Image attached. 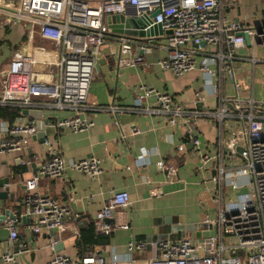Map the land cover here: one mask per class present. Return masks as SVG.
Returning a JSON list of instances; mask_svg holds the SVG:
<instances>
[{
  "label": "built area",
  "instance_id": "built-area-1",
  "mask_svg": "<svg viewBox=\"0 0 264 264\" xmlns=\"http://www.w3.org/2000/svg\"><path fill=\"white\" fill-rule=\"evenodd\" d=\"M237 0H16L14 9L1 18L0 24L22 20L30 30L50 41L49 46H37L26 52L12 53L7 65L0 69V106L18 108V119L1 120L2 136L0 151H22L30 146L37 132V118H23L24 109L48 104L55 108H69L71 115L56 117L53 124L59 129L78 131L94 124L91 115H81L91 80L93 65L100 46L107 35L105 17L122 12L127 5L143 2L148 9L159 7L153 21L161 22L166 42V53L158 59L165 69L179 75L197 65L205 73L206 83L219 95L215 109L205 111L215 122L217 133L215 151L210 152L201 145L198 135L191 136L201 166L213 163L210 179L216 203L215 215L203 218L208 229H214L210 246L205 239L182 232L176 239L155 241L156 251L148 264H264V100L253 96L245 98L225 95L221 92L224 74L233 78L235 89L239 84L234 79V60L238 50L245 44L241 32L264 42V23L255 25L228 15L229 8ZM258 30V31H257ZM203 42V44H201ZM151 43V42H150ZM135 44L142 50L147 45L140 40L120 37L119 51L131 52ZM121 56V55H120ZM119 56L120 64H131L142 59L141 55ZM3 76V77H2ZM42 97V98H39ZM150 97L153 100L149 101ZM134 106H141L149 113L164 117L170 124H187V133H193L196 113L178 101L167 90L153 85L140 84ZM116 114L119 106L108 104L97 106ZM192 115L193 117H189ZM132 133L138 132L131 128ZM123 137L126 135L122 134ZM54 139L46 137L43 143L50 148ZM184 143L177 149L184 150ZM147 149H141V155ZM27 163L30 159L26 160ZM167 181H174L177 167L163 159L156 161ZM69 166L95 178L101 172V162L93 155L68 161L58 152L39 162L31 176L24 179L25 193L23 210L28 215L33 231L58 228L65 218L73 215L67 204L56 197L38 190L41 176L59 177ZM243 177V180L240 178ZM252 185L251 191L238 193V189ZM235 191L236 197L229 192ZM156 192L161 193L160 186ZM131 203L127 190H115L96 211L92 226L95 233L110 234L117 227L127 228V221H111L115 209L125 208ZM16 219L5 221L8 236L15 250L1 254V260L19 264L15 254L23 250L15 224ZM57 239L51 238L49 245L53 255L45 264H104L97 249L87 247L79 255H71L56 249ZM145 239H130L126 252L112 254V262L133 264L132 253L147 245Z\"/></svg>",
  "mask_w": 264,
  "mask_h": 264
},
{
  "label": "crops",
  "instance_id": "crops-1",
  "mask_svg": "<svg viewBox=\"0 0 264 264\" xmlns=\"http://www.w3.org/2000/svg\"><path fill=\"white\" fill-rule=\"evenodd\" d=\"M14 2L16 0H0V20L5 13L14 9ZM263 10L257 0H237L229 8L228 15L256 26L264 23ZM141 41L147 48L142 50L139 44H135L129 54L119 51V43L110 34L100 46L93 65V79L87 100L80 111L81 115H91L94 121L92 126L78 131L56 127L55 133L46 135L54 139L50 148L40 137L33 136L26 150L0 151V177L10 175V184L13 182L10 185L13 198L0 200V213L4 208H9L17 215L15 224L19 241L25 245L23 250L15 254L19 264H45L53 255L49 245L52 238L49 230L43 228L33 231L30 221H23L20 213L23 210L21 199L25 193L24 179L31 176L39 162L56 149L67 161L93 155L101 162V172L95 178L69 166L59 177L44 175L39 178L38 190L67 204L73 213L57 228V250L79 255L90 247L97 249L103 256L104 264H115L111 261L113 253L121 256L126 252V243L130 239L143 238L148 243L143 249L133 251V264H148L156 251L157 240H152L151 235L169 231L172 217H181L185 223H198L208 214L215 215L216 203L212 194L215 184L210 179L214 172L213 163L208 162L209 170L206 165L201 166L191 146V136L198 135L204 148L211 153L215 151L216 125L205 111L217 107L219 95L206 83L205 73L198 65L177 75L158 63V59L166 53L164 33L157 35L155 42L150 43L146 39ZM250 41V44L253 42V48L248 50L246 45L250 44L245 42L234 60V79L239 89H235L233 78L224 74L221 92L264 100V92L256 95L253 88L257 75L262 74L264 77V52L258 47L264 42L254 36L250 37ZM43 45L49 46L50 41L40 37L37 31L30 30L29 24L22 20L0 24V69L7 65L13 52H29ZM120 55H141L142 59L131 64H120ZM249 79L251 84H247ZM242 80L246 83L243 84ZM140 84L167 90L191 111L190 114L196 113L193 133H187L188 127L184 120L170 124L161 115L134 106ZM111 103L119 106L116 114L106 108H94ZM2 108L13 111L14 117L0 111V138L1 120L11 122L18 119L17 107L0 106V110ZM27 109L40 110L48 124H53L56 117L73 113L69 108H55L48 104ZM32 114L25 113L23 118H37ZM132 127L137 128L138 132L132 133ZM181 142L185 146L182 151L177 149ZM143 147L147 149V155L140 156ZM27 159H30L29 163ZM159 159L177 167L174 181L165 179L164 172L157 167L156 161ZM157 186H160L161 193L156 192ZM120 189L128 191L131 203L125 208L115 209L111 221H127L129 227H117L110 234L95 233L92 219L96 211L113 191ZM252 189V185H246L237 191L240 193ZM229 196L236 197V192H229ZM77 216L80 220L76 219ZM186 233L192 235L189 231ZM8 250H15L9 236L0 242V254ZM1 264L12 263L2 261Z\"/></svg>",
  "mask_w": 264,
  "mask_h": 264
},
{
  "label": "water",
  "instance_id": "water-1",
  "mask_svg": "<svg viewBox=\"0 0 264 264\" xmlns=\"http://www.w3.org/2000/svg\"><path fill=\"white\" fill-rule=\"evenodd\" d=\"M141 4L127 5V7L122 12L112 13L106 15L107 32L114 36L115 40L119 43L120 37H128L133 40H143L146 39L148 42H155L157 35H162L165 32H169L168 29H163L161 22H154L153 18L156 13L160 11L159 7H153L148 9L143 2ZM1 6V5H0ZM259 30V27L255 26ZM257 30V31H258ZM244 40L247 44H250V35L247 32H241ZM259 42V41H258ZM203 44V42H201ZM24 113L32 114L37 117V132L34 136L40 137L42 140L46 138V135H50L56 132V126L54 124L46 123L47 119H43L40 110L34 111L33 109H24ZM191 146H193L191 142ZM10 175L0 177V200L5 198H13L11 195L10 185ZM1 205V201H0ZM16 213L9 208H4L3 212L0 213V242H3L8 237L9 230L6 226L5 221L7 219H16ZM21 219L24 221H30L28 215H22ZM80 220L79 217H76ZM111 220V218H110ZM170 227L169 231L162 232L159 234L151 235L152 240H164V239H176L179 234L185 231L192 233V236L197 237L199 240L205 239V247L210 246L211 238L209 236L214 234V229H208L207 224L204 221H199L198 223H185L184 219L181 217H172L169 220ZM57 228H51L49 230V236L53 239H57L56 235ZM1 254H0V264H1Z\"/></svg>",
  "mask_w": 264,
  "mask_h": 264
},
{
  "label": "rangeland",
  "instance_id": "rangeland-1",
  "mask_svg": "<svg viewBox=\"0 0 264 264\" xmlns=\"http://www.w3.org/2000/svg\"><path fill=\"white\" fill-rule=\"evenodd\" d=\"M262 6H263V9H264V0H257ZM262 13H264V10L262 11ZM259 47V50L261 49V50H263V52H264V44H262V45H259L258 46ZM246 48L248 49V50H250V49H252L253 48V42L250 44V45H246ZM239 53H241L240 51H239ZM263 55H264V53H263ZM262 74H259V75H257V77L255 78V82H254V93L257 95L258 93H260V92H264V81H263V78L264 77H262L261 76ZM248 82H249V84H251V79H249V81H247V84H248ZM242 83L244 84V83H246V81H243L242 80ZM251 86V85H250ZM246 90H248V89H246ZM264 94V93H263ZM255 98V97H254ZM257 99V98H256Z\"/></svg>",
  "mask_w": 264,
  "mask_h": 264
},
{
  "label": "trees",
  "instance_id": "trees-1",
  "mask_svg": "<svg viewBox=\"0 0 264 264\" xmlns=\"http://www.w3.org/2000/svg\"><path fill=\"white\" fill-rule=\"evenodd\" d=\"M0 111H1L3 114H4V113H7V114L9 113V115H10L11 117H14V113H12L13 111L11 112L10 110H4V108H2Z\"/></svg>",
  "mask_w": 264,
  "mask_h": 264
}]
</instances>
